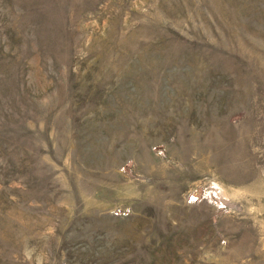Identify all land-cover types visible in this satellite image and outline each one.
Returning a JSON list of instances; mask_svg holds the SVG:
<instances>
[{"label": "rangeland", "instance_id": "374dc122", "mask_svg": "<svg viewBox=\"0 0 264 264\" xmlns=\"http://www.w3.org/2000/svg\"><path fill=\"white\" fill-rule=\"evenodd\" d=\"M0 264H264V0H0Z\"/></svg>", "mask_w": 264, "mask_h": 264}]
</instances>
